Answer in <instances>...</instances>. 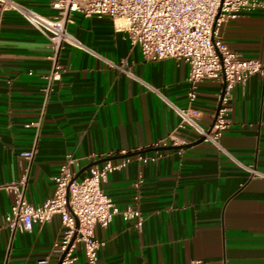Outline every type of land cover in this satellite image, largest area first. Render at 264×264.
I'll return each mask as SVG.
<instances>
[{
    "label": "crops",
    "instance_id": "0c3cea01",
    "mask_svg": "<svg viewBox=\"0 0 264 264\" xmlns=\"http://www.w3.org/2000/svg\"><path fill=\"white\" fill-rule=\"evenodd\" d=\"M18 1L51 13L47 0ZM256 1L260 8L223 25L220 36L240 58L264 63V0ZM67 31L85 50L64 46L57 57L60 78L49 86L54 62L47 39L14 12L3 18L0 222L13 203L3 188L24 179L25 200L43 204L68 154L84 159L73 169L77 180L112 152L120 154L113 162L143 155L155 160L132 161L102 184L117 208L138 209L144 222L138 229L115 216L107 228L96 227L94 237L103 243L98 264H264V178L231 159L264 176V78L255 75L233 88L222 151L197 143L201 138L190 129L177 133L178 146H166L184 148L156 151L179 123L171 105L188 106V66L173 59L145 62L121 20L75 14ZM222 89L221 81L211 80L196 88L190 108L206 130ZM26 152L31 159L22 157ZM61 235L57 217L30 232L4 230L0 264H58L54 245ZM74 256V264H84L80 246Z\"/></svg>",
    "mask_w": 264,
    "mask_h": 264
},
{
    "label": "built area",
    "instance_id": "2783aa9c",
    "mask_svg": "<svg viewBox=\"0 0 264 264\" xmlns=\"http://www.w3.org/2000/svg\"><path fill=\"white\" fill-rule=\"evenodd\" d=\"M47 7L50 15H41L22 6L18 0H0V32L5 14L14 12L47 39L54 62L47 78L49 86L60 78L57 57L61 49L72 46L85 50L67 31L75 14L84 18L121 20L130 46L139 49L145 62L173 59L188 66V106L180 109L171 105L179 123L156 147L178 146L177 133L190 129L203 141L221 150L219 139L229 126L228 103L233 88L245 84L255 75L264 78V63L240 58L224 44L220 36L223 25L236 20L242 13L260 8L261 4L256 0H47ZM126 75L132 77L129 72ZM205 80L221 81L224 85L220 109L209 130L197 123L190 108L197 98L198 84ZM119 155L116 152L108 154L100 168L91 167L80 180H74L73 169L84 159L66 155L53 178L52 197L39 206L25 200L24 179L5 186L3 190L13 196V203L0 222V233L4 230L11 234L30 232L33 226L50 223L57 217L62 235L54 245V252L60 258L63 256L60 264H74V251L78 246L82 248L84 264H98V252L103 243L94 237L96 227L107 228L115 216L134 221L138 229L144 222L138 209L117 208L103 192L102 184L108 175L126 168L132 161L145 164L155 159L137 155L113 162ZM22 157L31 159L32 152H26ZM231 159L252 177L264 178L255 170ZM134 188L138 189L139 183Z\"/></svg>",
    "mask_w": 264,
    "mask_h": 264
},
{
    "label": "water",
    "instance_id": "95a60500",
    "mask_svg": "<svg viewBox=\"0 0 264 264\" xmlns=\"http://www.w3.org/2000/svg\"><path fill=\"white\" fill-rule=\"evenodd\" d=\"M223 91H224V85H223V89H222V92H221V95H220V98H219V104H218V107H217L216 114H217L218 110L220 109L221 99H222V96H223ZM202 141H203V139L199 140L197 143H201ZM194 145H195V144H194ZM184 147H185V146H183V147H162V148H158L156 151L179 150V149H182V148H184ZM93 165H94V164H93ZM93 165H90V166L85 167V168L81 171V173L84 172L85 170L89 169V168L92 167ZM79 176H80V174H78L77 176H75V177H74V180H77ZM62 258H63V256L60 258L58 264H60Z\"/></svg>",
    "mask_w": 264,
    "mask_h": 264
}]
</instances>
